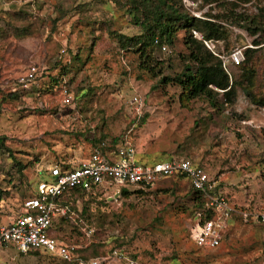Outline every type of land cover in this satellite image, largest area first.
Here are the masks:
<instances>
[{"label": "rangeland", "instance_id": "1", "mask_svg": "<svg viewBox=\"0 0 264 264\" xmlns=\"http://www.w3.org/2000/svg\"><path fill=\"white\" fill-rule=\"evenodd\" d=\"M211 1L182 3L196 18L218 19L229 36L215 42L223 68L244 86L252 75V94L264 98V45L248 72L228 61L234 50L245 52L264 40V31L251 36L259 30L251 24L255 19L264 30V16H258L264 0ZM129 4L0 0L1 224L19 214L53 159L87 150L94 136L119 138L129 131L143 163L190 159L218 179L235 203L264 209V108L242 87L229 103L222 93L214 101H187L179 86L163 84V77L180 75L191 64L185 34L165 51H148L156 74L163 73L155 76L129 44L142 34ZM59 61L71 69L64 79L68 86L53 87ZM32 65L46 67V77L39 87L12 96ZM65 91L69 105L63 103ZM130 189L131 195L119 199L112 192L79 198L72 217L57 223L55 236L77 250L70 264H264V225L237 221L217 249L195 246L190 229L198 204L187 181L165 180L143 193ZM0 264L67 263L6 248Z\"/></svg>", "mask_w": 264, "mask_h": 264}, {"label": "built area", "instance_id": "2", "mask_svg": "<svg viewBox=\"0 0 264 264\" xmlns=\"http://www.w3.org/2000/svg\"><path fill=\"white\" fill-rule=\"evenodd\" d=\"M194 34L199 40H203L212 54L224 59L217 53L215 42L204 40L198 33ZM228 61L234 68L242 65L245 61L244 50H234ZM224 69L228 73L226 67ZM46 71V67L32 65L17 80L13 93L29 91L37 85ZM65 96L63 103L71 104L72 98L67 91ZM130 134L131 131L124 135L115 149H112L110 141L103 142L78 165L63 160L42 170L39 176L43 178L37 181L35 193L24 201L19 214L5 224L0 223V250L15 248L23 255L41 251L62 261L74 262L76 248L51 237L56 224L69 220L74 214L71 207L62 202L72 191L82 189L105 194L112 192L113 195L120 196L125 188L154 187L177 175L185 176L203 200V207L193 215L190 229V237L197 248L220 247L229 230L236 224V217L241 218L244 223L264 224V210L248 211L235 203L220 182L211 178L204 168L194 162L185 159L152 164L140 162L137 147ZM65 164L75 167L62 169Z\"/></svg>", "mask_w": 264, "mask_h": 264}, {"label": "trees", "instance_id": "3", "mask_svg": "<svg viewBox=\"0 0 264 264\" xmlns=\"http://www.w3.org/2000/svg\"><path fill=\"white\" fill-rule=\"evenodd\" d=\"M128 1L130 3L129 11L135 17L137 21L136 24L140 26L142 32V34L137 38L130 39L128 41L132 47L137 48V52H139L141 54V57H143L144 59L143 63H145L146 65V67H144L145 70L154 73L155 76L157 77L162 76L163 75L162 71H159L158 72L159 74H156V69L153 67L152 58L151 55L148 53V51H152L154 49H161V48H166L167 50V46L174 45L175 41L178 38V34L180 32H184L185 43L189 50L188 60L191 64L188 65L180 75H176L175 77H163L162 78L163 84L168 85L173 83L179 86L184 93L182 97L185 96L187 101L195 100L201 97H205L210 101H214L216 97H218L220 93H222L223 97L227 101H229V103L234 102L233 100L236 98L238 87H242L245 94L252 99V102L255 105H259L264 108V98H256L251 92L252 86L249 84L253 83V76L251 75L247 77V82H248L247 86H244V84L241 83V78L238 80L235 79L232 80L229 74L223 68L221 59L219 57H216L206 48L203 40H199L197 37H195L194 33H198L206 41L220 42V41L228 40L229 36L226 29L220 24V22L216 17L206 15L204 19L196 18L184 9L182 0H128ZM222 1H227V0H212L210 4L219 3ZM258 16L260 17L264 16V7L260 9V13ZM251 24H254L256 28L259 29L253 31L251 30L252 31L251 36L255 37L258 35L259 31H264L262 30L261 22H257L256 19L252 21ZM262 45H264V40L254 41L253 46L255 48H247L245 50L244 52L245 61L243 62L242 65L238 66L237 68H241L244 72L250 71L249 67L253 62L255 53L257 50L261 49ZM56 65L57 66L55 69L61 68V71L59 72L60 73L59 78H52L51 83H53V87L54 86L60 87L62 85L68 86L67 83L64 82V79L68 74V72L71 71L70 67L69 66L62 67L63 66L62 61L57 62ZM44 77H46V74H44V76L41 77L38 82L40 83L42 80H44ZM38 85L39 84L37 83V86ZM29 91H23V92L20 91L16 93L11 92L12 93L11 95L20 97L22 94H26ZM122 138H123L122 136L119 138L117 137L112 138L106 135H102L99 138L94 136L89 140V144L91 145L92 151H94L96 148H99V146L103 142L109 143L110 141L112 144V149H115V146L120 143ZM170 160H182V159L174 158ZM185 160H187V158ZM139 161L143 163L142 159ZM158 162H163V161L162 160L153 161L148 164L158 163ZM74 167L75 166L71 164H65L62 166V169H66V168L74 169ZM170 179L185 180L190 185L189 180H187V178L182 175H177ZM214 179L219 181L216 178ZM220 185L223 188V184L221 182ZM131 187L138 188L139 190L137 191V193H143L144 190L152 188L151 186L146 188L145 187L142 188L138 186H131ZM191 189L194 191L195 200L198 204L196 211H198L203 207V200L199 192L195 191L192 187ZM4 194L5 192L0 190V205L4 200ZM103 194L104 193L97 191L87 192L82 189H79L72 191L71 195L68 196V198L63 200L62 202L68 204L71 207V209L75 211L76 208L75 204L79 198H85V197L91 198ZM131 194L132 192L130 187L125 188L121 191L119 198L127 197ZM242 207H244L248 211H255L262 209V208H256L251 204L248 206L242 205ZM1 208L2 207L0 206V209ZM196 211H194L193 214ZM235 219L236 222L237 221L242 222V219L239 217H236ZM64 221L66 220H62L60 222H64ZM259 225H264V224H259ZM56 229H57V224L55 226V229L51 232V237H54L57 240H59V238L55 236V233L57 231ZM28 254L39 255L46 253L41 251H32L29 252ZM63 262L70 264L69 262L66 261Z\"/></svg>", "mask_w": 264, "mask_h": 264}, {"label": "crops", "instance_id": "4", "mask_svg": "<svg viewBox=\"0 0 264 264\" xmlns=\"http://www.w3.org/2000/svg\"><path fill=\"white\" fill-rule=\"evenodd\" d=\"M86 146H87V150L80 149L78 151L79 154L72 153L70 158H62V159L55 158V159H53L52 163L56 164V163H59V162H61L63 160H67L69 162H73L74 164L77 163L76 165H78L81 161L86 160L91 155V153L93 152L90 144H88ZM42 178H43V176H39L38 175L37 176V181L41 180ZM34 193H35V189H34Z\"/></svg>", "mask_w": 264, "mask_h": 264}, {"label": "water", "instance_id": "5", "mask_svg": "<svg viewBox=\"0 0 264 264\" xmlns=\"http://www.w3.org/2000/svg\"><path fill=\"white\" fill-rule=\"evenodd\" d=\"M119 197H120V196H119V195H117V196H116V199H118Z\"/></svg>", "mask_w": 264, "mask_h": 264}]
</instances>
